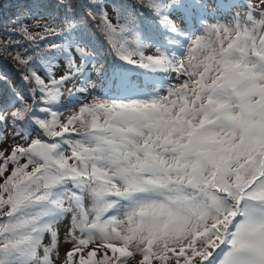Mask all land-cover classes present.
Segmentation results:
<instances>
[{"label": "snow or ice", "instance_id": "obj_1", "mask_svg": "<svg viewBox=\"0 0 264 264\" xmlns=\"http://www.w3.org/2000/svg\"><path fill=\"white\" fill-rule=\"evenodd\" d=\"M61 2L72 11V0ZM89 2L88 17L117 55L175 72L180 82L151 102L94 99L65 119L57 112L35 118L46 140L16 125L32 105L0 111V140L13 141L0 151V264H205L221 245L217 264H264V0H245L228 22L206 25L179 60L160 49L145 56L131 13ZM139 4L177 30L162 13L182 7L181 0ZM61 22L66 27L57 34L77 26ZM31 59L20 60L23 78L44 102L82 64L69 55L71 75L57 79L49 70L45 80ZM67 185L77 191H55ZM112 198L131 201L130 210L106 217ZM57 211L71 215L72 247L63 256L53 255L63 215L43 219Z\"/></svg>", "mask_w": 264, "mask_h": 264}, {"label": "trees", "instance_id": "obj_2", "mask_svg": "<svg viewBox=\"0 0 264 264\" xmlns=\"http://www.w3.org/2000/svg\"><path fill=\"white\" fill-rule=\"evenodd\" d=\"M242 2L220 0V5L229 8ZM181 3L182 7L162 13L177 25L176 31H169L159 23L157 16L139 4V0H103L106 9H115L125 15L131 13L135 17L131 27L137 34L145 56L153 55L156 49H160L168 58L170 53L176 56L175 48L186 45L184 41L187 39L188 28L196 22L201 23L206 12H215L213 0H181ZM89 8H94L89 0H72L71 12L61 0H0V77H6L0 79V111L14 110L21 106L22 101L26 106L32 105V111L16 121L17 127L29 137H40L43 134V130L35 123V118L45 119L49 112H62L82 100L74 96L78 93L75 88H78V80L84 70L94 74L95 80L88 90L96 99L103 101L153 94L158 80L163 77L165 68H143L117 55L96 27L95 21L88 17L86 9ZM64 20L77 21V26L57 34L61 28L66 27V23L61 22ZM46 24L49 29L45 28ZM28 36L33 37L35 42L29 41ZM128 39L131 40V37ZM6 44H12L9 51L4 49ZM78 47L84 48L88 54L81 56L77 51ZM69 55L78 65L82 61L80 71L65 82L55 99L44 102L40 99L43 93L37 91L39 97H36L30 92L33 86L23 78L21 69L24 65L20 63L21 59L32 57L29 66L48 80L49 70L57 79L63 74L71 75L67 64ZM133 59H138V54ZM100 63L103 68L97 72L96 68ZM68 85L70 91L65 94L64 90ZM63 187L69 188L70 185L58 187L55 191L58 192ZM71 189L76 190L74 187ZM58 215L59 211L44 218L51 221Z\"/></svg>", "mask_w": 264, "mask_h": 264}, {"label": "rangeland", "instance_id": "obj_3", "mask_svg": "<svg viewBox=\"0 0 264 264\" xmlns=\"http://www.w3.org/2000/svg\"><path fill=\"white\" fill-rule=\"evenodd\" d=\"M243 2L240 3L239 5H235L229 8L222 7L220 5V0H213V10L215 12L208 13L206 12L207 15L202 16V21L201 23L196 22L193 26L187 29V39L184 41L186 42V45H183L182 48H175L177 50L176 56L170 55V58L166 56L169 60H179L182 59L186 53L188 46L191 42V40L196 37V36H202L205 32V26L208 24H215L217 22L220 23H226L229 20H231L234 16L237 14L241 13L242 11L245 10L246 8V2L245 0H242ZM253 3H259L260 0H252ZM210 14V15H208ZM148 56V55H146ZM90 67V66H89ZM160 68V67H156ZM157 69V70H158ZM83 71V70H82ZM91 71V69H90ZM163 77L158 80V84L155 89H153L154 93L147 95V96H135L131 97L129 96L127 99H122V100H115V99H108V101H115V102H132V101H149L151 102L152 100L158 99L161 96L167 95L169 88L173 87L174 85H177L180 81L177 77V74L175 72H171L170 70H165L164 73H162ZM80 77V75H79ZM181 80L184 79V77L180 78ZM94 74L91 71L90 73L87 70H84L81 73V79L78 80L79 84H77L78 88L81 90L78 91L77 94H75L74 98H82L81 101L78 103L73 104L71 107H68L61 113V118L65 119L68 116L72 115L75 111L78 110V108L83 104V103H92L94 102L95 96L91 94V92L88 90L89 87H92L93 81H94ZM65 88L64 92L67 94L70 89ZM78 88H75L77 90ZM36 97H39L38 93H35ZM70 101V100H69ZM0 102H2L0 100ZM6 109V108H5ZM13 109H10L9 112H11ZM9 133L11 132V129L8 130ZM30 138H40L42 140L48 139L45 137L43 134L40 137H35V136H30ZM76 137H73L75 139ZM18 143H24L23 140H18ZM13 145V141L11 140H0V151L7 152ZM67 145H65L66 147ZM24 161H21L23 163ZM30 170V169H29ZM3 178L0 177V181H2ZM69 188H73L72 185H70ZM56 190V189H55ZM73 190V189H72ZM62 191V188L58 191ZM73 191H77L73 190ZM116 203L114 204V207L112 209H109V211L105 214L106 217H112V216H120L124 212L130 210L132 206V202L128 200H123V199H116ZM61 215H63L64 218L60 219L57 221L55 225V230L57 232V241H56V248L54 250L53 255L58 252L61 256L64 255V253L69 250L72 247V240L71 237L68 235L70 225H71V215L67 213H60V215L54 217L51 221L58 219ZM47 222H51L49 218H43ZM237 219H240V217H237ZM44 243L45 244H50L51 243V236L48 234H45L44 238ZM226 245H221L220 248L216 249L213 253V256L209 258L207 261V264H217V261L222 257L223 252L226 250ZM59 264H62V262H59Z\"/></svg>", "mask_w": 264, "mask_h": 264}]
</instances>
